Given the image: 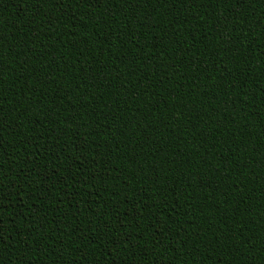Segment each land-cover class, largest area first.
<instances>
[{"label":"trees","instance_id":"1","mask_svg":"<svg viewBox=\"0 0 264 264\" xmlns=\"http://www.w3.org/2000/svg\"><path fill=\"white\" fill-rule=\"evenodd\" d=\"M0 264H264V0H0Z\"/></svg>","mask_w":264,"mask_h":264}]
</instances>
